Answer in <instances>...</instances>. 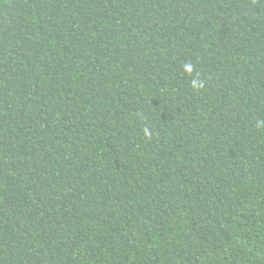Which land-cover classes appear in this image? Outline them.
Returning <instances> with one entry per match:
<instances>
[{"label": "trees", "instance_id": "1", "mask_svg": "<svg viewBox=\"0 0 264 264\" xmlns=\"http://www.w3.org/2000/svg\"><path fill=\"white\" fill-rule=\"evenodd\" d=\"M0 264H264V0H0Z\"/></svg>", "mask_w": 264, "mask_h": 264}, {"label": "clouds", "instance_id": "2", "mask_svg": "<svg viewBox=\"0 0 264 264\" xmlns=\"http://www.w3.org/2000/svg\"><path fill=\"white\" fill-rule=\"evenodd\" d=\"M183 67H184V70L186 72H189V73L192 72V65L191 64H185ZM191 86L195 89H199L203 85L198 79H193L191 82ZM144 133H145V136H151V133L147 129L144 130Z\"/></svg>", "mask_w": 264, "mask_h": 264}]
</instances>
